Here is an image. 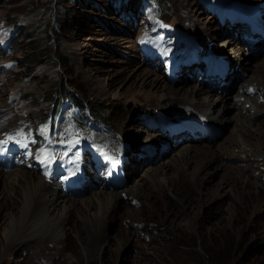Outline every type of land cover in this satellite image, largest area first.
Segmentation results:
<instances>
[{"label": "rangeland", "instance_id": "1", "mask_svg": "<svg viewBox=\"0 0 264 264\" xmlns=\"http://www.w3.org/2000/svg\"><path fill=\"white\" fill-rule=\"evenodd\" d=\"M127 1L130 8L125 4ZM177 1L0 0V97L3 101L26 102L25 107L18 106L17 112L11 111L12 114L16 112L12 116H16V119H10L1 128L0 169L16 167L37 172L66 194L74 183L82 181L87 184L84 186L89 185L82 162H92L94 167L103 165L107 169L108 166H115L121 158L127 172L125 185L115 190L121 196L118 210L109 215L102 208L96 215L98 220H105L109 224L103 230V238L95 240L96 249L90 257L82 253L78 237L80 207H75L68 211L65 218L68 234L61 232L66 240L60 247L56 245L57 239L53 243L60 229L58 227V231L47 228L39 232L33 228L34 221L24 222L25 230L20 229L17 221L0 224V264H69L70 259L74 260V264H264V148L259 142L254 140L255 147L263 155L252 152L250 146L243 144V153L239 152V147L233 146L232 154L225 153L212 162L203 161L195 168H185L187 174L182 175L183 191H173L158 170V173L149 172L148 162L139 166L128 165L119 149L128 146L127 140L136 138L137 126L145 129L144 132L146 129L152 130L158 111L168 103L162 104L158 100L138 102L123 95L125 89L136 91L141 88L142 82L135 75L125 76L128 70L123 75L126 78L123 87L110 89L106 96L99 92L98 85L105 81L103 72H114L132 58L123 51L130 50L134 54L137 51L145 59L144 65L147 67L148 61L158 55L154 53L158 49L155 48L157 42L150 49V43L157 37L164 36L168 49H173V45L169 44L176 41L177 53L186 45L188 36L205 51L206 59L216 58L220 61L222 54H228L231 60L234 55H239V43L224 52V45L228 42L224 34L218 39L205 34L201 26L193 22L192 25H182ZM217 1H221L227 10L221 19V24L226 26L221 34L231 29L235 22L250 20L235 6L236 0H200L202 10L209 11L208 5ZM263 1L245 0L254 6L261 5ZM238 33L249 42V46H256L250 48L253 49L249 55L251 63L263 62L264 54H259L264 50L260 25L256 21L249 22V27ZM145 36H148L149 42L143 40ZM128 43L132 44V48L124 46ZM138 43L143 53L153 56L138 52ZM212 51L219 55L214 57ZM55 56H63L66 61ZM220 67L223 65L218 66L217 71L221 70ZM197 71L190 72V75H195ZM158 72L164 78L165 72ZM229 72L232 74V70ZM238 74L242 76L240 71H237ZM262 75L252 71L243 76V81L239 82L240 90L253 93H246L249 96L246 98L264 100L263 94L256 93L255 83L263 79ZM182 76L186 75L183 73ZM250 79L255 80L254 86L249 85ZM228 81L230 83L231 80ZM214 82V85H218V78H214ZM16 86L22 89L13 99ZM66 87L75 96L80 109L73 107L68 96L62 93ZM119 91L122 96L114 94ZM56 93L60 94V99L55 105ZM63 100L62 125L53 136L60 143L56 149L49 140L48 123L51 124V116H56ZM195 100L201 101L202 97ZM231 106L228 110L224 109L225 116L236 112L235 105ZM83 113L84 116H78ZM261 117V114L255 116L253 123L264 127V116ZM229 130L230 124L222 132H217L216 143L219 144ZM149 133L154 134L148 130L135 143L141 145ZM153 141V137L149 139L150 143ZM111 144L115 147L109 148ZM155 152H158V148ZM179 154L178 148L170 149L164 159L170 160ZM143 156L148 157V154L140 151L138 157ZM104 160L108 161L107 165L103 164ZM235 167L241 175L240 185L232 176L237 175L236 170L231 169ZM202 168L200 188L197 184L194 188V180L188 171ZM58 170L68 178L66 187L58 182ZM172 170L173 175L178 177L177 169ZM225 170L231 177L226 187L220 189L218 182L224 179L223 176H229ZM90 178L91 184L97 187L98 180L92 176ZM143 178L147 181L142 188L149 196L136 195L133 190ZM153 180L160 181L162 185L150 187ZM247 180L250 186H246ZM131 189L137 197L129 195ZM194 189H203L206 195L199 193L198 198L203 196L197 203L187 204L183 201V194L190 193L188 199L191 201ZM92 192L87 190L75 198L81 200ZM252 203L257 205L256 212L251 207ZM189 208L194 210L191 224L186 215L179 217ZM11 211L15 212L13 202L0 197V219ZM175 221L180 225H176ZM80 232L86 233L83 230Z\"/></svg>", "mask_w": 264, "mask_h": 264}, {"label": "bare ground", "instance_id": "2", "mask_svg": "<svg viewBox=\"0 0 264 264\" xmlns=\"http://www.w3.org/2000/svg\"><path fill=\"white\" fill-rule=\"evenodd\" d=\"M125 4L130 8L129 1ZM176 4L179 5L176 7L178 15L180 14L181 16L180 22H182V25L187 23L188 26L189 23L193 22L194 25L197 24L201 26L203 32L208 36L212 35L217 38L224 34V36L228 38V42L224 45L225 53L228 47L239 43L237 48L239 49V55H234V57L229 60L228 54H222V60L219 61V64H216V68L222 64L223 68L228 70L225 76L220 79L221 85H214L211 77L208 78V81H210L209 83L205 80L199 81L197 79L198 77L195 75L181 77V73H184V70H189L194 73L197 70H205L207 65L205 61L198 60L191 66L184 65L177 68L175 63H173L175 57L179 55L174 49L176 41L173 44V49H168V44L163 40L164 44L159 48L157 52L158 55L153 56L151 61H148L147 67L144 65L146 64L145 59L141 57L140 54H137V51H135V54L131 53L130 50L123 51L127 53V55L129 54L132 58H129L128 63H124L123 66L118 70H114V72L105 70L103 72L105 74V81L100 83L98 87H100L99 92L105 94V96L110 89L117 86L123 87L125 85L124 80L126 81V78H123V75H125L128 70V74L125 76L135 75L142 83L141 88L137 87L138 90L136 91L125 89V92H122L123 95L130 97V100L138 102H153L158 100V102H161L162 104L168 103L158 111L155 121L152 124V126L155 124L152 130L146 129V132L149 130L150 132H154V134L149 133V135L144 138L145 140L142 143L140 142L141 145H138L135 141L146 132H144L145 129L142 130L137 126L135 135L137 139L134 138L127 140L129 141V144H125L128 146H122L123 148L119 147V149L125 155V161L128 162V165L133 164L139 166L142 163L148 162L149 172L154 171L156 173V170H158L159 174L167 179L168 184L173 191L182 192V175L187 174L185 168L186 170L187 168L192 169L200 162H212L217 160L222 154H232L233 146L239 147V152L243 153L244 149H242V145L245 144L252 148V152L258 155H263L261 150L255 147L256 141L254 140L259 142L261 148H264V127H261L259 124H254L253 120L255 119V116L260 114L262 115L261 118H263L264 100L252 99L251 97L249 99L246 98L249 97L246 93H249L250 91H241L240 83L243 81L241 80L243 76L245 77L252 71H258L263 74V79L260 81L256 80V93L263 94L264 97V60L261 63L252 64L249 55L251 50L256 46L253 47L252 44L249 46V42L247 43L242 37L238 36V31L247 28V23L237 22L231 29H227L226 33H220L223 28L226 29V26L221 24L220 16L224 13V6H222L223 3L221 1L211 2V4L208 5L210 11L202 10L200 0H179ZM234 4L244 13L245 16L251 17V19L253 17L256 23H261L264 37V1L258 6L247 3L245 0H236ZM193 23H191V25ZM238 39L239 42H237ZM130 43L125 44L124 46L127 48L129 47L130 49L132 48V44ZM251 47H253V49L250 50ZM246 50L250 51L247 52ZM187 52L188 51H185V53ZM211 53L214 54V51ZM260 53L264 54V50L259 52V54ZM170 67H172L170 69L172 79H170L166 73L163 78L158 71L162 70L163 72L164 68ZM230 70H232V74L229 72ZM237 71H240L242 76L239 74V76H237ZM214 77H216V75L212 76V78ZM223 79L225 81H222ZM228 80H231L230 83ZM244 81H246V79ZM249 81V85L254 86L255 80L250 79ZM238 83L239 86L237 87ZM21 89V86H16L13 89V99L18 96ZM236 89L237 91H235ZM114 94L122 96L120 91L115 92ZM250 94L253 93H249V95ZM198 97H202V100L196 101L195 99ZM243 97L244 99H242ZM228 98L232 100L228 101ZM250 99H252V101L251 103H248ZM4 101L0 97V131L5 122H8L10 119H16V116H12L17 112L18 106H26V102L14 103V101ZM231 105H235L236 112L232 115L225 116L224 109L228 110ZM13 110L16 111L14 114L11 113ZM169 121L173 123L169 124ZM201 122L204 123V126L197 128L196 123ZM183 123L186 124L185 127L183 126ZM229 124V133L219 144L216 143L218 138L217 132H222L227 126H229ZM253 125L256 127L252 129L251 126ZM153 136L164 137L169 141L176 140L177 145L174 146L171 144L170 149L176 150V148H178L180 154L175 155L173 159L165 160L164 158L170 149L166 148L160 153L159 147L161 142H149V139ZM118 143L115 145L118 146ZM151 145L158 148L157 153L153 152V146ZM108 147L113 148L115 146L111 144V146L108 145ZM140 151L148 154V157H138ZM174 168L178 171V177L174 176L172 173V169ZM231 169L236 170L237 175L232 176L237 179V183L240 185L239 176L241 177V175L237 167ZM203 170L204 169L202 168L200 170L188 171V175L194 180V188L195 184L199 187V181L203 178ZM226 173L229 176H223L224 179L218 182L219 187H221L220 189L226 187L225 184L228 183V180L231 177L229 172ZM128 174L130 178L131 172L129 171ZM93 177L98 180L97 187L91 184L92 180L89 177V185L87 187L85 186L84 189L73 188L71 191L72 194L75 195L72 196L66 194V192L61 189L58 190L55 186H52L46 177L37 172L22 170L21 168L16 167L11 170L0 169V197H6L10 202H13L15 209V212L11 211L2 215L0 224L17 221L20 229L25 230L24 222L34 221L33 228L35 231L41 232L47 228H49V230L54 229V231L59 230L56 233L57 235H55L56 238H53V243L56 242L57 239L58 243H56V245L60 247L63 246L66 240V236L62 237L63 234L61 235V232L64 231L66 235L68 234L69 227H66L68 224L65 220L68 211L75 207H80V225L78 227L80 234L78 237L81 241L82 253L87 257H90L96 249L95 240L103 238V230H105L107 224H109V222L105 220H98L96 215L99 214L102 208H104L106 213L109 212V215H113L118 210L121 196L119 193H116L115 190L120 187L122 188L127 181L125 180L121 185L114 187L104 177L101 178L102 181H99L100 178L97 174ZM146 181L147 179L143 178L141 182L136 184L135 189H133L136 195H150L148 192L145 193L142 188L143 185L146 184ZM245 184L248 186L250 184L249 180H247ZM158 185H162V183L158 180H153L149 186L158 188ZM87 190H90V192L93 190L88 197H83L81 200L75 198L78 197L77 194L82 195ZM133 190L131 189V192L128 193L129 195L133 194L132 197H135L136 195H134ZM199 193L206 195V191L204 192L203 189H200L199 191L194 189L191 193V198L193 199L190 201L188 199L190 193H184L183 201H186L187 204H195L203 196L202 195L198 198ZM154 202L156 201L154 200ZM251 207H254V212L257 211V205L252 203ZM193 211L194 210L189 208L186 212H183V214H179V217L186 215L189 224H191L194 220ZM175 223L178 226L180 225V222L178 221H175ZM57 227L60 229L57 230ZM81 230L86 233H81ZM16 239L17 237L13 238V241ZM68 263L74 264L75 262L70 259Z\"/></svg>", "mask_w": 264, "mask_h": 264}, {"label": "trees", "instance_id": "3", "mask_svg": "<svg viewBox=\"0 0 264 264\" xmlns=\"http://www.w3.org/2000/svg\"><path fill=\"white\" fill-rule=\"evenodd\" d=\"M187 38H189V37L187 36ZM55 58L56 59H59V60L66 61L63 56H55ZM69 90L70 89L68 87H66L65 88V91L62 92V93H65L66 96H68L69 102H71V104H72L73 107H75L76 109H80L79 106L77 105V100H76L75 96L73 94L71 95V93H70ZM59 95H60L59 93L58 94L56 93V96H55V98H56L55 105L58 102V100L60 99L59 98ZM64 107L65 106H64V100H63L61 106L58 109L59 112L57 111L56 116H51L52 122L49 125V139H51L53 136H55L60 131V126L62 125L61 122L63 121V111H64ZM76 113H77V111H76ZM84 115H85V113H83L81 115L79 114L78 116L79 117H82Z\"/></svg>", "mask_w": 264, "mask_h": 264}]
</instances>
